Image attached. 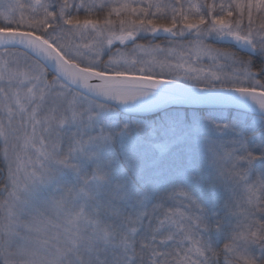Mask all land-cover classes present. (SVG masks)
<instances>
[{
  "label": "snow or ice",
  "instance_id": "obj_1",
  "mask_svg": "<svg viewBox=\"0 0 264 264\" xmlns=\"http://www.w3.org/2000/svg\"><path fill=\"white\" fill-rule=\"evenodd\" d=\"M0 264H264V0H0Z\"/></svg>",
  "mask_w": 264,
  "mask_h": 264
}]
</instances>
